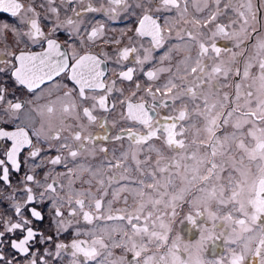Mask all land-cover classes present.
<instances>
[{"label":"snow or ice","instance_id":"obj_1","mask_svg":"<svg viewBox=\"0 0 264 264\" xmlns=\"http://www.w3.org/2000/svg\"><path fill=\"white\" fill-rule=\"evenodd\" d=\"M4 14L0 264H264V0Z\"/></svg>","mask_w":264,"mask_h":264},{"label":"flooded vegetation","instance_id":"obj_2","mask_svg":"<svg viewBox=\"0 0 264 264\" xmlns=\"http://www.w3.org/2000/svg\"><path fill=\"white\" fill-rule=\"evenodd\" d=\"M25 2H27V0H25ZM0 19H8L7 14H4L3 16H0ZM133 26H134V25L129 24V23H127L126 21H123V20L113 21V22L109 25L110 29H111L112 31L117 32V33H118L120 30H123V29H125V28H127V27H133ZM60 39L63 40V39H64V36L61 35ZM221 43H224V42H221ZM145 46L147 47V43L145 44ZM109 67H111V65H109ZM97 115L100 116V115H103V113L98 112ZM114 118H115V114H113V117H110L109 119H110V121H111V120L114 119ZM93 130L101 131V132H102V130H100V129H95V128H94ZM109 147H111V145H109ZM46 223H47V222H46Z\"/></svg>","mask_w":264,"mask_h":264}]
</instances>
